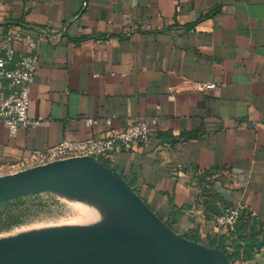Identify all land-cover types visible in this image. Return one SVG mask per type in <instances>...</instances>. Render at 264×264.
Here are the masks:
<instances>
[{
    "label": "crops",
    "instance_id": "crops-1",
    "mask_svg": "<svg viewBox=\"0 0 264 264\" xmlns=\"http://www.w3.org/2000/svg\"><path fill=\"white\" fill-rule=\"evenodd\" d=\"M10 26L39 38L28 113L41 124L0 123V163L144 119L150 138L101 162L177 235L229 258L220 209L264 220V0H0ZM234 264H264V244Z\"/></svg>",
    "mask_w": 264,
    "mask_h": 264
},
{
    "label": "water",
    "instance_id": "water-1",
    "mask_svg": "<svg viewBox=\"0 0 264 264\" xmlns=\"http://www.w3.org/2000/svg\"><path fill=\"white\" fill-rule=\"evenodd\" d=\"M70 170L94 174L104 183L111 196L128 208L129 213L138 215L161 235L160 242L129 237L79 238L65 244L53 245L54 247L49 249L33 247L0 252V264H231V260L222 252L209 251L177 235L133 190L117 179L114 168L106 166L92 156L58 160L1 175L0 200L42 185L51 176ZM138 233L145 235L141 229ZM109 234L136 235L133 232Z\"/></svg>",
    "mask_w": 264,
    "mask_h": 264
},
{
    "label": "built area",
    "instance_id": "built-area-1",
    "mask_svg": "<svg viewBox=\"0 0 264 264\" xmlns=\"http://www.w3.org/2000/svg\"><path fill=\"white\" fill-rule=\"evenodd\" d=\"M39 60V38L33 33L11 26L0 31V123L12 135L22 128L41 124V119H32L28 113ZM195 87L200 90L213 89L217 84L198 81ZM84 120L87 126L99 121L93 117ZM111 121L108 118L106 123L111 124ZM150 134L149 122L138 119L123 129L110 130L104 137L64 140L44 149H35L17 162L0 163V176L73 157L92 156L101 161L112 153L129 150L146 142ZM244 210L251 211L241 202L228 204L216 216L217 226L226 231L234 230Z\"/></svg>",
    "mask_w": 264,
    "mask_h": 264
},
{
    "label": "rangeland",
    "instance_id": "rangeland-1",
    "mask_svg": "<svg viewBox=\"0 0 264 264\" xmlns=\"http://www.w3.org/2000/svg\"><path fill=\"white\" fill-rule=\"evenodd\" d=\"M129 212L94 174L77 170L60 172L42 185L0 200V249L46 242L84 231L131 232L129 229L140 223ZM64 231L71 232L48 235Z\"/></svg>",
    "mask_w": 264,
    "mask_h": 264
},
{
    "label": "trees",
    "instance_id": "trees-1",
    "mask_svg": "<svg viewBox=\"0 0 264 264\" xmlns=\"http://www.w3.org/2000/svg\"><path fill=\"white\" fill-rule=\"evenodd\" d=\"M224 207L220 209L217 215L222 213ZM230 234L231 236L236 235L232 241L234 250L228 254L232 264L237 260L250 259L253 253L264 244V241L260 239V235L264 234V220H260L252 211L244 210L235 225V229ZM227 239L226 236H220L214 240V244L225 247Z\"/></svg>",
    "mask_w": 264,
    "mask_h": 264
},
{
    "label": "bare ground",
    "instance_id": "bare-ground-1",
    "mask_svg": "<svg viewBox=\"0 0 264 264\" xmlns=\"http://www.w3.org/2000/svg\"><path fill=\"white\" fill-rule=\"evenodd\" d=\"M134 215L138 220L140 225H133L132 228L129 230L136 235H123V234H109V233H115V232H107V231H97V232H86L82 234H73V235H68V236H57L52 238V240L46 241V242H37L34 244L22 246V247H6L5 249H0V252H6L10 250H23L27 248H33V247H38V246H47V245H61L65 244L66 242H69L70 240L74 239H83V238H98V237H129V238H137V239H142V240H147V241H152V242H160L161 240V235L146 221H144L142 218H140L138 215L135 213H131ZM143 229H142V228ZM143 230L145 232V235L142 236V234L138 233V230ZM137 232V233H136ZM122 233V232H120Z\"/></svg>",
    "mask_w": 264,
    "mask_h": 264
}]
</instances>
